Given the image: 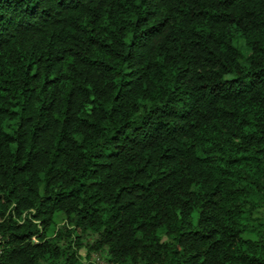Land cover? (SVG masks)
I'll use <instances>...</instances> for the list:
<instances>
[{"label":"trees","instance_id":"16d2710c","mask_svg":"<svg viewBox=\"0 0 264 264\" xmlns=\"http://www.w3.org/2000/svg\"><path fill=\"white\" fill-rule=\"evenodd\" d=\"M87 232L264 264V0H0V264H95Z\"/></svg>","mask_w":264,"mask_h":264},{"label":"rangeland","instance_id":"374dc122","mask_svg":"<svg viewBox=\"0 0 264 264\" xmlns=\"http://www.w3.org/2000/svg\"><path fill=\"white\" fill-rule=\"evenodd\" d=\"M234 42L238 46V48L243 52L244 58L242 59L243 64H247L246 57L249 55L250 51L246 44L245 39L236 35L234 37ZM10 129V128H8ZM259 215V213H257ZM63 219L60 218L59 226H62ZM97 235L92 232H87L83 237V246L79 248V256L83 262H94L95 264H108L110 260V254L106 248L102 249V251L98 252L97 249H92L91 246L93 245ZM165 241H169L168 237L164 238Z\"/></svg>","mask_w":264,"mask_h":264}]
</instances>
